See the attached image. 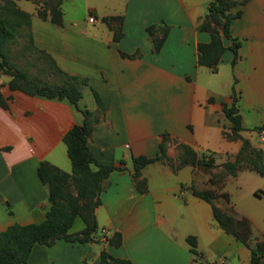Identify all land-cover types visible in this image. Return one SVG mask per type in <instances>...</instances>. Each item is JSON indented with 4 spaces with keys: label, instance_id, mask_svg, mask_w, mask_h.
Wrapping results in <instances>:
<instances>
[{
    "label": "crops",
    "instance_id": "obj_1",
    "mask_svg": "<svg viewBox=\"0 0 264 264\" xmlns=\"http://www.w3.org/2000/svg\"><path fill=\"white\" fill-rule=\"evenodd\" d=\"M208 2L88 0L93 21L64 18L62 0L60 23L30 13L33 44L64 71L87 77L78 105L98 109L92 89L97 92L103 110L87 144L98 162L116 168L93 210L97 240L35 243L25 264H99L100 249L132 264H250L249 248L217 224L210 204L189 185L214 190L215 205L245 216L251 240H264V176L241 169L217 183L209 181L220 163L234 159L242 137L264 152V140L253 128L264 122V0L231 7L241 11L229 23L230 33L240 40L238 57L231 65L230 40L221 35L224 50L214 70L197 63L196 45L210 37L196 27ZM113 15L121 17L117 39L114 21L110 27L102 20ZM152 23L168 26L157 51L146 31ZM9 77L0 72V230L44 218L48 200L37 165L45 160L70 172L62 135L82 120L67 99L11 89ZM232 85L243 126L238 137L228 136L221 110L232 99ZM162 133L168 136L169 157L184 142L211 154L217 166L183 164L173 170L165 158L156 159L141 167L138 178L146 189L138 191L131 158L154 155ZM116 232L119 240L112 243L108 239ZM187 235L194 236L197 253L189 250Z\"/></svg>",
    "mask_w": 264,
    "mask_h": 264
},
{
    "label": "trees",
    "instance_id": "obj_2",
    "mask_svg": "<svg viewBox=\"0 0 264 264\" xmlns=\"http://www.w3.org/2000/svg\"><path fill=\"white\" fill-rule=\"evenodd\" d=\"M246 0H209L205 14L197 23V28L209 32V40L198 42L197 63L206 65L212 70L215 69L224 45L221 35L230 40L228 48L232 51L231 65L238 57V47L240 40L229 31L230 20L240 15V8L231 10L232 6L241 5ZM4 5L5 10L0 12V72L8 74L10 77L7 84L11 89H19L29 94H40L46 97L65 98L76 106L82 113L80 123L73 124L62 135L66 152L70 159V172L42 160L37 165L38 178L46 188L48 207L42 220L28 223H11L6 228L0 230V264H25L27 256L35 243L49 245L56 238L68 241H96L97 224L94 216V207L99 202L98 194L108 184V174L116 167L109 163L98 162L93 156L87 144L92 124L99 118L103 105L97 92L92 89L94 98L99 106L98 109L89 110L78 105L81 96V87L87 83V77L68 73L61 69L54 59L43 49L38 48L32 42L30 29V14L13 5ZM61 0H55L49 6V13L38 11L41 18H48L53 22L60 23L61 10L59 4ZM119 15L102 16V20L110 27L113 21H117L113 27V38L120 35L118 23ZM20 20L27 26V36L29 46L39 54L44 60V68L53 75L52 79H39L29 75L24 69L10 68L7 60L9 46L21 35ZM115 24V23H114ZM168 26L165 23H152L146 26V31L150 35L153 50L157 51L166 34ZM235 81V78H234ZM0 103H3L0 97ZM222 113L228 121V136L238 137L239 131L243 128L241 116L237 104V92L232 85V99L230 103L222 104ZM259 131L264 128V122L253 127ZM168 136L162 133L158 141V149L154 155L147 156L138 154L132 156L133 170L131 177L135 188L138 191L146 189L143 178H138L140 169L146 163L156 159L165 158L173 170L183 164L197 165L202 168L217 166L213 163L211 154L204 151L198 152L192 146L178 142L176 144V154L169 157L165 151V141ZM241 145L233 160L220 163L219 172H215L209 178L210 182L221 181L222 176L235 175L241 169H251L264 176V152L261 147L253 144L249 139H241ZM194 195L206 200L212 210V215L217 224L226 232L232 234L238 241L246 245L250 250V264H260L261 257L264 256V240H251V225L249 220L243 215H237L232 209L226 211L215 205L214 197L216 193L212 189H196L189 185ZM220 195L228 200L226 192ZM79 220V225L75 222ZM76 229H73V228ZM186 241L189 250L197 253L195 249V238L187 235ZM112 243L119 240V233H114L108 239ZM99 264H132L130 260L118 256H113L104 249L99 251Z\"/></svg>",
    "mask_w": 264,
    "mask_h": 264
},
{
    "label": "rangeland",
    "instance_id": "obj_3",
    "mask_svg": "<svg viewBox=\"0 0 264 264\" xmlns=\"http://www.w3.org/2000/svg\"><path fill=\"white\" fill-rule=\"evenodd\" d=\"M13 5L25 10L30 14L31 12L38 14V11L49 13V6L55 0H11ZM88 0H62V7L64 9V18L71 19H86L87 15H92L86 9ZM121 1V0H117ZM117 4V3H116ZM4 5H10L9 0H0V12L5 10ZM60 8V4H59ZM116 25L117 21H114ZM24 21L20 20L21 35L16 38L9 46V54L7 60L9 67L24 69L29 75L39 79H52L53 75L44 68V60L39 57L28 42L27 31L28 28L24 25ZM79 225V220L75 222V226Z\"/></svg>",
    "mask_w": 264,
    "mask_h": 264
},
{
    "label": "built area",
    "instance_id": "obj_4",
    "mask_svg": "<svg viewBox=\"0 0 264 264\" xmlns=\"http://www.w3.org/2000/svg\"><path fill=\"white\" fill-rule=\"evenodd\" d=\"M87 19L89 21H93L94 20V16L93 15H89L87 17ZM258 137H259V139L264 140V128H262V129H260L258 131ZM101 232H103V228L101 229ZM216 264H222V263H221V261H218Z\"/></svg>",
    "mask_w": 264,
    "mask_h": 264
}]
</instances>
